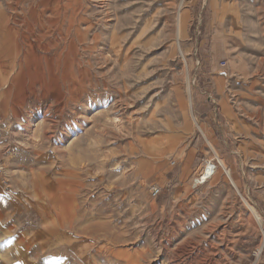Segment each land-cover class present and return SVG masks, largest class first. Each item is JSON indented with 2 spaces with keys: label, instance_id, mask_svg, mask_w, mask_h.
Wrapping results in <instances>:
<instances>
[{
  "label": "rangeland",
  "instance_id": "rangeland-1",
  "mask_svg": "<svg viewBox=\"0 0 264 264\" xmlns=\"http://www.w3.org/2000/svg\"><path fill=\"white\" fill-rule=\"evenodd\" d=\"M204 258L264 264V0H0V264Z\"/></svg>",
  "mask_w": 264,
  "mask_h": 264
},
{
  "label": "bare ground",
  "instance_id": "bare-ground-1",
  "mask_svg": "<svg viewBox=\"0 0 264 264\" xmlns=\"http://www.w3.org/2000/svg\"><path fill=\"white\" fill-rule=\"evenodd\" d=\"M178 32H179V38H181V34H182V24H181V18L179 20L178 23ZM212 150L214 151L215 155H217V153L215 152V150L212 147ZM221 164L223 165L222 161H220ZM224 168V167H223ZM218 173V167L211 164V163H207V165L203 168V170H201V174H200V178L199 181L200 182H208L211 179H213V177ZM258 224L261 226L262 220L260 221L257 218ZM212 259V258H211ZM192 260L189 262V264H191ZM199 264H211V261L207 258L201 259Z\"/></svg>",
  "mask_w": 264,
  "mask_h": 264
}]
</instances>
